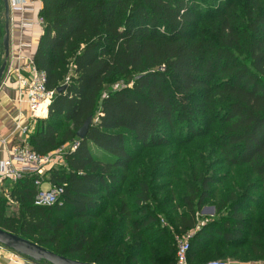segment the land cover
I'll use <instances>...</instances> for the list:
<instances>
[{
	"label": "trees",
	"instance_id": "1",
	"mask_svg": "<svg viewBox=\"0 0 264 264\" xmlns=\"http://www.w3.org/2000/svg\"><path fill=\"white\" fill-rule=\"evenodd\" d=\"M40 2L32 61L49 90H64L47 118L33 122L27 144L39 155L78 145L45 174L62 188L60 203L35 205L38 178L26 176L0 192V229L84 263L174 264V235L194 230L198 212L214 203L215 215L189 241V263L239 249L230 256L264 264V0ZM202 137L214 141L216 161L255 179L239 197L218 189L227 175L203 170L183 182L166 225L156 211L173 199L154 205V192L170 183L139 182L129 205L127 172L146 151ZM118 198V211L101 222ZM10 204L16 210L8 213Z\"/></svg>",
	"mask_w": 264,
	"mask_h": 264
},
{
	"label": "rangeland",
	"instance_id": "2",
	"mask_svg": "<svg viewBox=\"0 0 264 264\" xmlns=\"http://www.w3.org/2000/svg\"><path fill=\"white\" fill-rule=\"evenodd\" d=\"M29 5L33 7L30 3ZM34 8V7H33ZM37 8L35 7V13L37 12ZM16 12L9 13V17L13 16ZM17 14V13H16ZM10 22V20H9ZM4 36V5L2 0H0V52L3 54V45L2 39ZM9 39H10V31H9ZM0 53V54H1ZM4 61V60H3ZM119 83L112 84L111 88L117 89L119 87ZM42 117L41 119H46ZM215 127V128H214ZM220 125H212L211 129L219 128ZM92 153L97 156L98 158H102L103 154L91 145ZM212 152V155L209 153ZM207 157H210L207 159ZM219 157L218 152L216 151V146L213 140L209 137H202L196 140H193L189 144L181 145V144H173L167 148H159V149H152L146 151L143 156L136 161L128 170L127 177L128 182L123 186L124 188L128 189V196L127 200L129 201V205L132 206V199L131 194L133 189L137 188V184L143 180H151L155 181L153 184L157 188L160 184H167L170 183L171 187L166 188L161 193L154 192L155 201L154 205H159L160 202L164 199L169 200L170 198L173 199V202H170L167 206L159 207L156 211V215L159 218L160 224L163 226L166 221L172 219L175 214H178V211L173 212V208L177 206L178 208V198L182 194L183 188L185 186L183 182L192 181V179L197 180V174L199 172L208 171L213 176L223 177L227 175L225 183L218 187V189H222L226 196H230V194H235L237 197L245 191L248 184L255 181V179L251 178L248 173L247 169L243 167H238L234 169H230L225 167L223 164H220L219 161H216ZM162 174L160 179H156L158 174ZM192 178V179H191ZM43 188H47L48 184L44 183L42 185ZM4 193L7 195L9 193V189L5 188ZM171 192V193H170ZM177 192V194H175ZM173 194V195H172ZM120 198L110 201L108 204V210L104 217H101L100 221L108 220L110 214H113L115 211H118V203ZM176 200V202H174ZM214 203L210 205H206L203 207L200 212H198V225L199 227L205 223L204 218L213 217L215 215V208ZM205 211H203V209ZM16 210L15 204H10V208L8 209V213L11 211ZM258 216V215H257ZM195 234V233H194ZM193 234V235H194ZM175 236V235H174ZM130 236H127L125 241L126 244H129ZM97 245H101L98 242ZM1 246V245H0ZM3 247V246H1ZM128 247V246H127ZM5 248V247H3ZM238 250H228L224 251L223 253H219V259L226 260L229 262H240L239 255L238 256H230L233 252ZM225 255V258H221ZM23 257V256H22ZM25 258V257H24ZM74 259L81 261L82 256L80 254H75L73 256ZM27 259V258H26ZM217 258H209V261H213ZM144 257L139 260L138 264H145ZM34 263V262H33ZM241 263V262H240ZM37 264V263H34ZM40 264H47L42 262Z\"/></svg>",
	"mask_w": 264,
	"mask_h": 264
},
{
	"label": "built area",
	"instance_id": "3",
	"mask_svg": "<svg viewBox=\"0 0 264 264\" xmlns=\"http://www.w3.org/2000/svg\"><path fill=\"white\" fill-rule=\"evenodd\" d=\"M9 10L16 12L21 16V27L30 28L33 25L43 27L44 21L39 17V12L35 13V9L29 5L27 0H8ZM34 19L24 18L25 14L33 13ZM29 47L26 44H20V48ZM25 74L14 71L13 74L7 72L16 83L17 93L20 103H24L28 107V115L23 121V117L19 114L16 118V129L20 135L27 139L30 129L29 121L41 119L47 115L48 108L56 94V90H49L46 87V75L44 72L38 71L33 61L28 62ZM6 70V69H5ZM5 84V77L1 79L0 85ZM78 143L67 144L54 150L46 155L35 153L28 144L22 143L13 146L9 150L7 159L0 162V184L4 181L15 183L26 176H36L38 180V193L35 197L34 204L37 206H52L60 203L62 197V188L51 184L48 177H45L47 171L56 169L64 165V156L67 152L76 149ZM44 183L48 184L47 188H43ZM0 188V192H2ZM166 225L165 223H163ZM203 225V224H202ZM199 225L189 232L176 234L174 243L176 247V260L174 264H192L188 261V251L190 248V239L199 229ZM8 251L9 258L18 264H34L17 253L3 248ZM201 264H232L226 260H213Z\"/></svg>",
	"mask_w": 264,
	"mask_h": 264
},
{
	"label": "crops",
	"instance_id": "4",
	"mask_svg": "<svg viewBox=\"0 0 264 264\" xmlns=\"http://www.w3.org/2000/svg\"><path fill=\"white\" fill-rule=\"evenodd\" d=\"M34 8H37L39 12L41 9L40 0H27ZM24 18L34 19L33 13H27ZM21 16L19 14H13L9 22V57L7 59V67L3 74L5 77V84L0 85V162L7 159L8 153L11 147L27 144V139L20 135L16 129V118L19 114L22 115L23 121L28 115V107L24 103L19 102L16 83L10 75L6 74L14 71H19L25 74L26 68H28V62L33 60L34 53L36 51L39 39L42 35L43 28L38 25H33L30 28L21 27ZM20 44H26L29 47L20 48ZM1 53V52H0ZM4 60V53L0 54V65ZM29 121L30 129L33 122ZM11 182L4 181L0 184V188L9 187ZM232 264H263L261 262H231ZM0 264H18L11 260L8 255V251L0 249Z\"/></svg>",
	"mask_w": 264,
	"mask_h": 264
},
{
	"label": "water",
	"instance_id": "5",
	"mask_svg": "<svg viewBox=\"0 0 264 264\" xmlns=\"http://www.w3.org/2000/svg\"><path fill=\"white\" fill-rule=\"evenodd\" d=\"M4 5V36L2 45L4 50V61L0 65V82L7 67V59L9 57V6L8 0H2ZM64 90V86L57 88V93ZM91 124V118H87L81 128L77 131L76 137L83 140L86 137L88 128ZM206 208L203 209L205 211ZM0 245L8 250L17 253L20 256L28 258L30 261L40 264L45 262L47 264H90L76 260H72L63 256L56 255L37 244L20 238L12 233L0 229Z\"/></svg>",
	"mask_w": 264,
	"mask_h": 264
}]
</instances>
